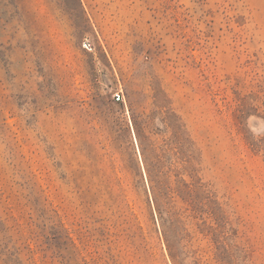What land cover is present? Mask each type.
I'll list each match as a JSON object with an SVG mask.
<instances>
[{"label":"rangeland","instance_id":"1","mask_svg":"<svg viewBox=\"0 0 264 264\" xmlns=\"http://www.w3.org/2000/svg\"><path fill=\"white\" fill-rule=\"evenodd\" d=\"M0 264H264V0H0Z\"/></svg>","mask_w":264,"mask_h":264},{"label":"trees","instance_id":"2","mask_svg":"<svg viewBox=\"0 0 264 264\" xmlns=\"http://www.w3.org/2000/svg\"><path fill=\"white\" fill-rule=\"evenodd\" d=\"M191 157V156H190ZM187 161V160H186ZM200 177L197 176L196 172L191 171L190 173V182H185L183 179L179 180L180 184V192L185 193L187 195H191L190 192L193 191L195 187L203 188L205 185L200 182ZM177 193L176 195H173L172 190H168L166 193L163 191H153L152 192V201L155 203V205L158 207L160 211L162 212L164 209L167 213H172V209H174L177 199L176 196L180 197L181 193ZM189 193V194H188ZM180 200L182 202H188V199H183V197H180Z\"/></svg>","mask_w":264,"mask_h":264},{"label":"built area","instance_id":"3","mask_svg":"<svg viewBox=\"0 0 264 264\" xmlns=\"http://www.w3.org/2000/svg\"><path fill=\"white\" fill-rule=\"evenodd\" d=\"M113 98H114L115 101H121L122 98H123L122 93H120V92H118V91L115 92V93L113 94Z\"/></svg>","mask_w":264,"mask_h":264}]
</instances>
